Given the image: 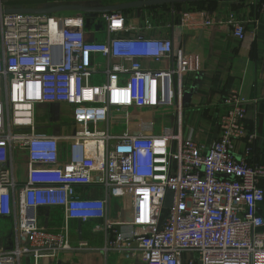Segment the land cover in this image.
<instances>
[{
    "label": "built area",
    "instance_id": "obj_1",
    "mask_svg": "<svg viewBox=\"0 0 264 264\" xmlns=\"http://www.w3.org/2000/svg\"><path fill=\"white\" fill-rule=\"evenodd\" d=\"M100 14L103 40L90 15L0 14V219L13 225L12 245L0 229V264H59V255L74 249L69 220L93 222L105 254L144 264H182L187 253L186 264H264V165L249 158L258 135L245 124L248 108L238 97L227 100L232 105L209 147L176 131L183 105L175 83L190 69L180 56L174 62L173 39L121 36L135 29L125 11ZM226 23L245 39L243 21ZM144 59L173 64L156 69ZM96 73L104 75L101 83ZM40 103L72 106V129L40 132ZM239 139L248 142L240 159ZM114 197L125 201L116 216ZM53 207L65 210L58 230L40 223V210ZM87 243L79 240L80 248Z\"/></svg>",
    "mask_w": 264,
    "mask_h": 264
},
{
    "label": "crops",
    "instance_id": "obj_2",
    "mask_svg": "<svg viewBox=\"0 0 264 264\" xmlns=\"http://www.w3.org/2000/svg\"><path fill=\"white\" fill-rule=\"evenodd\" d=\"M172 7L177 9L176 15L172 14ZM125 13L135 29L122 33L121 36L143 34L147 37L171 38L176 49L174 62L180 56L182 66L190 69L181 80H176L183 113L176 127L174 120L171 121V126L176 131L179 129L184 136H191L209 147L218 136L222 116L232 105L226 101L238 97L248 108L245 124L248 129L256 130L258 135L254 150L256 156L252 153L249 158L254 157L264 165V0H218L202 5L185 2L134 8ZM232 16L244 22L247 31L245 39L237 37L226 23ZM206 18L211 19L214 24L205 25ZM99 20L92 18L91 28L93 32L96 31L93 34L103 40L106 38L105 22ZM99 58L97 56L98 60ZM142 63L163 70L173 64L169 59L159 62L144 59ZM102 76L100 73V77ZM73 116V107L66 103L37 104L36 122L40 132L51 135L64 133L66 121L73 120ZM247 145L248 142L244 139L236 141L237 158L245 156ZM18 157L25 166L27 153L21 151ZM262 182L264 184V180ZM92 191L99 197L104 196L99 188ZM123 203L125 204L123 199H111L113 216H116L115 212ZM260 212L264 217V202ZM78 222H68L70 237L73 231L76 235L74 241L77 242L74 246L72 244L73 250L64 252L69 257L60 258L59 255V264H144L138 258L108 255L100 250L103 237L101 233L93 232V222L83 225L82 236L88 245L80 248V235L76 232ZM40 223L52 230L62 228L66 223L65 210L62 207L41 209ZM192 256V253H187L182 264H186V260Z\"/></svg>",
    "mask_w": 264,
    "mask_h": 264
},
{
    "label": "water",
    "instance_id": "obj_3",
    "mask_svg": "<svg viewBox=\"0 0 264 264\" xmlns=\"http://www.w3.org/2000/svg\"><path fill=\"white\" fill-rule=\"evenodd\" d=\"M201 1H215V0H134L128 1L118 4H110V5H99V6H89L83 4H55L47 7H9L6 9H0L1 13H16V12H31V13H61L64 11H73L80 14L90 15L93 18L100 13L114 12V11H126L134 8L141 7H151L157 5H165V4H176V3H185V2H201ZM218 1V0H216ZM89 16V17H90ZM54 52L56 56V61L61 59V55L56 54V51H61V44L54 46ZM61 53V52H60ZM83 225L82 222H78V232L80 235V240L84 241L82 236Z\"/></svg>",
    "mask_w": 264,
    "mask_h": 264
},
{
    "label": "rangeland",
    "instance_id": "obj_4",
    "mask_svg": "<svg viewBox=\"0 0 264 264\" xmlns=\"http://www.w3.org/2000/svg\"><path fill=\"white\" fill-rule=\"evenodd\" d=\"M128 1H134V0H7L5 4L9 7H26V6H41V7L46 6L47 7V6H51V5H55V4H64V3H67V4L68 3L83 4V5H89V6H99V5L118 4V3L128 2ZM74 14H77V12L64 11V12L58 13V15H74ZM100 15L101 14H98V18L102 19L100 17ZM97 20L100 21L99 19H97ZM99 34H100V32L97 31V35H99ZM102 61H104V60L102 57H100L99 62H101L102 65H104V63ZM94 79H95L96 83H101L105 79V77H104V75L102 77H100V74L96 73L94 75ZM161 112H162V108L157 112V121H156V129L157 130H160L161 126H162ZM170 116L172 117L170 119L172 121L174 117H173V115H170ZM72 121L73 120L66 121L65 132H68L72 129ZM167 124L171 125V122L169 121V122H167ZM18 162H19L18 172H19V174H23L24 173L23 170L25 169L24 163H22L23 161H21V160H19ZM0 229L3 233V236L5 237L6 241L9 242L10 245H12L11 241L13 238V225H12L11 220L5 219V218L0 219ZM74 234L75 233L72 231L71 242H72L73 246H74V243L77 242V241H74V238L76 237V235H74ZM69 256L70 255L68 253L60 254V258L61 257L67 258Z\"/></svg>",
    "mask_w": 264,
    "mask_h": 264
},
{
    "label": "trees",
    "instance_id": "obj_5",
    "mask_svg": "<svg viewBox=\"0 0 264 264\" xmlns=\"http://www.w3.org/2000/svg\"><path fill=\"white\" fill-rule=\"evenodd\" d=\"M6 1H7V0H4L5 3H6ZM215 1H216V0H215ZM210 2H214V1H201V2H193V3L202 5V4L210 3ZM126 11H127V10H126ZM263 185H264V184H263Z\"/></svg>",
    "mask_w": 264,
    "mask_h": 264
}]
</instances>
